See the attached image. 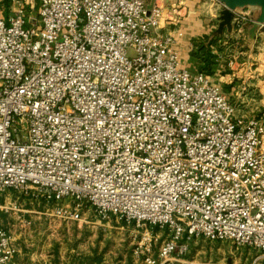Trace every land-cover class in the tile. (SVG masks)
<instances>
[{
    "label": "built area",
    "instance_id": "obj_1",
    "mask_svg": "<svg viewBox=\"0 0 264 264\" xmlns=\"http://www.w3.org/2000/svg\"><path fill=\"white\" fill-rule=\"evenodd\" d=\"M163 20L144 0H0V196L15 193L0 212L29 227L22 198L66 222L89 205L142 229L145 264H208L182 259L198 237L252 248L248 264H261L264 110L238 114L182 67ZM246 20L232 10L236 30ZM15 252L0 228V264Z\"/></svg>",
    "mask_w": 264,
    "mask_h": 264
},
{
    "label": "crops",
    "instance_id": "obj_2",
    "mask_svg": "<svg viewBox=\"0 0 264 264\" xmlns=\"http://www.w3.org/2000/svg\"><path fill=\"white\" fill-rule=\"evenodd\" d=\"M144 1L148 7L158 4L162 8L164 20L160 33H172L175 36L174 46L182 67L189 68L193 72L199 71L198 67L201 62L192 56V51L196 48L194 42L205 41V37H208L205 45L210 47L211 52L215 55L212 71L214 75H219L216 82L223 83L222 79L227 77L229 81H226V84H228L235 77L238 78L239 73L242 74V83L248 88L235 94L241 93L245 97H253L258 94L261 96L260 101L257 102L258 106L264 110L262 89H252L253 86L259 87V83L264 82V68H262V62L264 64V0L249 2L225 0L233 10L246 15L247 20L241 31L234 28L231 18L224 19L222 7L219 4L220 0ZM209 41L213 42L211 46L208 44ZM257 77H261V79L255 85L252 81ZM210 78L215 82L213 77ZM14 198L15 193L9 191L0 196V203ZM19 204L24 210V217L28 216L33 219V226H23L17 214L0 212V228L10 232L16 248L12 257L14 264H107L103 261L100 252L95 250L81 253V251L73 249L74 246L66 245L62 253H51L49 248H54L51 240L53 237L47 235L45 241L49 244L41 245L40 242L44 241V234L35 232L38 230H36V220L41 216L36 217L33 214H40V212L26 207L28 204L26 199H22ZM63 222L66 223V226L70 223L58 220L55 227H60ZM34 227L35 229H33ZM118 254L121 264H138L133 261L131 252L127 253L126 251Z\"/></svg>",
    "mask_w": 264,
    "mask_h": 264
},
{
    "label": "rangeland",
    "instance_id": "obj_3",
    "mask_svg": "<svg viewBox=\"0 0 264 264\" xmlns=\"http://www.w3.org/2000/svg\"><path fill=\"white\" fill-rule=\"evenodd\" d=\"M37 7L39 9V2H37ZM132 54L129 53L128 57L131 58ZM256 62V61H255ZM262 68L264 64L262 62ZM239 73L238 78H234L231 82L226 84V81H229L227 77L222 79L223 83L216 82L219 78V75H209L215 80L214 83L220 85L222 92L228 97L229 101L232 102L238 111V114H243L246 116L256 115L262 109L258 106V103L261 99V96H247L243 94H235L240 92L242 89L248 88L244 83H242V78ZM230 79V78H229ZM261 77H257L252 81L257 85L258 80ZM259 87L253 86L252 89L259 90L262 89L264 93V82H260ZM233 88V89H232ZM258 106V107H257ZM262 108V107H261ZM26 199L28 203L26 207L35 209L40 212V214H33L34 216H41L36 220V230L37 234H44V238L41 245H47L48 242L45 241L47 235L52 240V247L49 248L51 253L57 254L62 253L65 250L66 245L74 246L73 249L81 251V253H86L87 251H98L100 252L103 261L107 264H121L120 252H131L133 261L141 264L143 262L142 256H135L134 251V242L140 241L141 228L137 227L134 222H126L121 219H116L111 217L110 220H101L96 216L94 209L89 205H84L80 207L81 211V221H72L69 225L63 224L60 227H55V224H58V220L46 215L49 212H52L55 204L47 203L44 200L34 201L29 198ZM31 205H30V204ZM61 204H72L70 199L64 200ZM49 208V209H48ZM27 219H31L26 216ZM32 224L34 225L33 219H31ZM40 224V227H38ZM35 226V227H36ZM35 227L33 229H35ZM158 234H161L162 231L154 229ZM163 238V236H161ZM56 241L55 243H53ZM160 244V240L153 245L152 252L153 255L157 253V247ZM35 250V249H34ZM261 253L249 248V247H238L230 241L227 240H210L204 237H198L192 239L189 243V250L182 257L183 260L187 262L200 261L208 264L221 263V264H248L254 257L260 255ZM145 264V263H144ZM261 264H264V258H262Z\"/></svg>",
    "mask_w": 264,
    "mask_h": 264
},
{
    "label": "trees",
    "instance_id": "obj_4",
    "mask_svg": "<svg viewBox=\"0 0 264 264\" xmlns=\"http://www.w3.org/2000/svg\"><path fill=\"white\" fill-rule=\"evenodd\" d=\"M205 39V41L194 42L196 48L192 51V56L198 58L201 62L198 70L204 71L209 76L213 74L212 66L215 64V55L211 52V48L205 45V42L208 41V37H205ZM212 43L211 41L208 42L210 46Z\"/></svg>",
    "mask_w": 264,
    "mask_h": 264
},
{
    "label": "water",
    "instance_id": "obj_5",
    "mask_svg": "<svg viewBox=\"0 0 264 264\" xmlns=\"http://www.w3.org/2000/svg\"><path fill=\"white\" fill-rule=\"evenodd\" d=\"M224 4V8L222 9L224 19L228 20L229 18L232 19V7L225 2V0H220ZM246 2L252 1V0H245Z\"/></svg>",
    "mask_w": 264,
    "mask_h": 264
}]
</instances>
